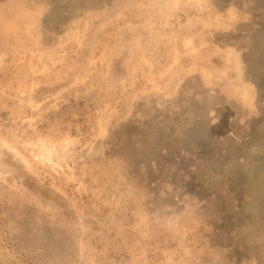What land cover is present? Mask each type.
Segmentation results:
<instances>
[{"label": "rangeland", "instance_id": "374dc122", "mask_svg": "<svg viewBox=\"0 0 264 264\" xmlns=\"http://www.w3.org/2000/svg\"><path fill=\"white\" fill-rule=\"evenodd\" d=\"M0 264H264V0H0Z\"/></svg>", "mask_w": 264, "mask_h": 264}]
</instances>
